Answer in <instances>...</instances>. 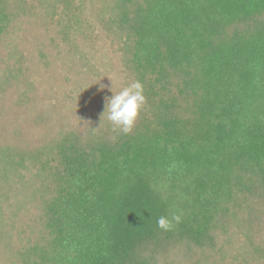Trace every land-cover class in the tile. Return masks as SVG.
I'll use <instances>...</instances> for the list:
<instances>
[{"label":"trees","instance_id":"obj_1","mask_svg":"<svg viewBox=\"0 0 264 264\" xmlns=\"http://www.w3.org/2000/svg\"><path fill=\"white\" fill-rule=\"evenodd\" d=\"M100 16L167 95L161 118L117 141L71 134L30 169L7 162L2 186L20 192L0 212L8 264H224L242 240L264 259V0H105ZM2 22L0 3L1 65ZM174 213L173 230L157 227Z\"/></svg>","mask_w":264,"mask_h":264},{"label":"rangeland","instance_id":"obj_2","mask_svg":"<svg viewBox=\"0 0 264 264\" xmlns=\"http://www.w3.org/2000/svg\"><path fill=\"white\" fill-rule=\"evenodd\" d=\"M0 3L4 26L0 64V212L3 216L4 202L7 200L13 206L20 194L12 184L13 179L9 187L2 186L7 162L10 167L16 162L23 167L24 162L27 168H33L41 160L40 154L47 155L46 150L60 147L74 133L88 138L94 132L92 138L111 137L108 141H117L143 126L154 129L161 118L155 104L167 95L158 97L148 91L149 78L133 68L130 57L133 47L128 46L127 34H116L110 22H101L105 0H58V3L0 0ZM136 81L144 86L146 103L131 132L125 134L114 128L106 114L102 117L105 97L113 95L111 82L113 92L118 93ZM177 106L183 108L182 102ZM178 113L186 117L183 110ZM29 175L33 177L32 173ZM250 181L248 178L245 185ZM244 195L243 200L251 202L257 196L246 192ZM254 210L260 223L264 221V208L254 207ZM8 213L13 215V207ZM231 216L232 225L226 226L224 233L237 242L243 239L239 227L245 228V221L236 206H232ZM218 237L223 243V233ZM257 237L255 244L264 238L263 234ZM232 246V257L224 264H264V259L247 260L245 256L249 252L245 251L244 240ZM0 250V264L10 263L12 260L4 249Z\"/></svg>","mask_w":264,"mask_h":264},{"label":"clouds","instance_id":"obj_3","mask_svg":"<svg viewBox=\"0 0 264 264\" xmlns=\"http://www.w3.org/2000/svg\"><path fill=\"white\" fill-rule=\"evenodd\" d=\"M112 88L111 82L110 91L113 95L105 97V110L102 117L106 114L107 120L113 124L114 128H119L127 134L131 132L141 108L146 103L144 86L140 81H136L118 93H114ZM93 130L95 131V129ZM181 219L182 217L176 213L172 215L171 219L161 216L157 219V227L168 232L173 230L175 224L180 223Z\"/></svg>","mask_w":264,"mask_h":264}]
</instances>
